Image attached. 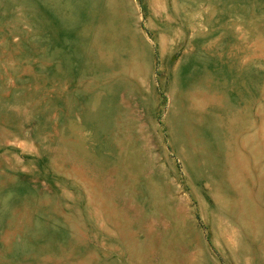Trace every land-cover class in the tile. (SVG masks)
Wrapping results in <instances>:
<instances>
[{
  "label": "rangeland",
  "instance_id": "1",
  "mask_svg": "<svg viewBox=\"0 0 264 264\" xmlns=\"http://www.w3.org/2000/svg\"><path fill=\"white\" fill-rule=\"evenodd\" d=\"M0 264H264V0H0Z\"/></svg>",
  "mask_w": 264,
  "mask_h": 264
}]
</instances>
